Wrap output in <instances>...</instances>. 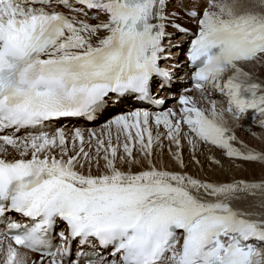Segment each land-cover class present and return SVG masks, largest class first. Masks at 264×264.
Wrapping results in <instances>:
<instances>
[{
	"label": "snow or ice",
	"instance_id": "obj_1",
	"mask_svg": "<svg viewBox=\"0 0 264 264\" xmlns=\"http://www.w3.org/2000/svg\"><path fill=\"white\" fill-rule=\"evenodd\" d=\"M245 120L264 0H0V264H264Z\"/></svg>",
	"mask_w": 264,
	"mask_h": 264
},
{
	"label": "bare ground",
	"instance_id": "obj_2",
	"mask_svg": "<svg viewBox=\"0 0 264 264\" xmlns=\"http://www.w3.org/2000/svg\"><path fill=\"white\" fill-rule=\"evenodd\" d=\"M173 103H174V102L170 101V102L167 104V107H172V106H173ZM128 108H132V107H129V105L125 106V110H127ZM156 110H158V109H156ZM243 123L246 125V128H244V129L237 128V134H238L241 138H243L246 142H248L249 144H251L252 142L257 143V141H259V144H258V145L255 144V146H260V144L262 143V141H264V140H263V137H264V130L258 128V127L256 126V123H254V122L251 121V120H245V121H243ZM99 126H100V125H98V126H96V127H95V126H94V127H91V129H93V128L98 129ZM234 126H235V125H234ZM248 127H249V128H253V127H255V128L257 129V132H256V130H253V131H255V133L257 134V136L261 137L262 139H261V140H258V139H256V137H253V136L250 134V131H249ZM255 141H256V142H255ZM254 143H252V144L254 145ZM31 258H32V257H31ZM33 259H35V256H34Z\"/></svg>",
	"mask_w": 264,
	"mask_h": 264
},
{
	"label": "rangeland",
	"instance_id": "obj_3",
	"mask_svg": "<svg viewBox=\"0 0 264 264\" xmlns=\"http://www.w3.org/2000/svg\"><path fill=\"white\" fill-rule=\"evenodd\" d=\"M248 129H250L251 132H255V131H253V130H256V132H257V129H256L255 127H253V128H249V127H248ZM251 132H250V134H251ZM253 137H254V136H253ZM263 140H264V137H263ZM255 142H256V141H255ZM252 143H254V142H252ZM252 143H251V145H253ZM255 144L258 145V144H259V141H257V143H254V145H255Z\"/></svg>",
	"mask_w": 264,
	"mask_h": 264
}]
</instances>
